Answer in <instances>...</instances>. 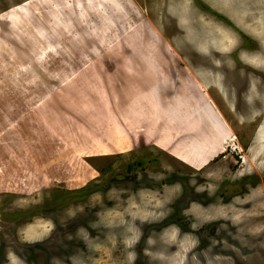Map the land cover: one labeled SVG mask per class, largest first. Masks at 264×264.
<instances>
[{
  "label": "rangeland",
  "instance_id": "1",
  "mask_svg": "<svg viewBox=\"0 0 264 264\" xmlns=\"http://www.w3.org/2000/svg\"><path fill=\"white\" fill-rule=\"evenodd\" d=\"M0 264H264V0H0Z\"/></svg>",
  "mask_w": 264,
  "mask_h": 264
},
{
  "label": "bare ground",
  "instance_id": "2",
  "mask_svg": "<svg viewBox=\"0 0 264 264\" xmlns=\"http://www.w3.org/2000/svg\"><path fill=\"white\" fill-rule=\"evenodd\" d=\"M229 41V40H228Z\"/></svg>",
  "mask_w": 264,
  "mask_h": 264
}]
</instances>
